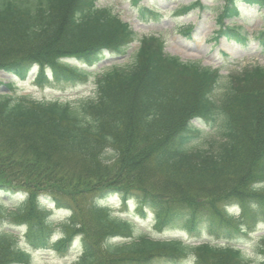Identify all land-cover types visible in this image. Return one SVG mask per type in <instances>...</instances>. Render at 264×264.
Returning a JSON list of instances; mask_svg holds the SVG:
<instances>
[{"label":"trees","instance_id":"16d2710c","mask_svg":"<svg viewBox=\"0 0 264 264\" xmlns=\"http://www.w3.org/2000/svg\"><path fill=\"white\" fill-rule=\"evenodd\" d=\"M241 3L264 9V0H223L220 36H240L224 21ZM193 8L204 9L196 0L173 13ZM256 39L264 49V30ZM106 54L123 60L95 72L61 61L95 68ZM34 65L37 84L47 67L51 83L75 88L93 77L95 91L36 101L18 97L12 83L0 94V220L13 225L0 230V264H27L29 251L65 254L75 237L81 254L71 264H249L228 243L152 239L104 202L134 200L159 230L183 222L188 231L204 224L216 240L248 237L264 213V66L222 76L183 62L160 36L139 37L96 0H0V73L22 81ZM53 210L67 213L55 243ZM21 236L29 250L19 248ZM254 252L264 264V235Z\"/></svg>","mask_w":264,"mask_h":264},{"label":"rangeland","instance_id":"374dc122","mask_svg":"<svg viewBox=\"0 0 264 264\" xmlns=\"http://www.w3.org/2000/svg\"><path fill=\"white\" fill-rule=\"evenodd\" d=\"M194 0H140L135 3L133 0H96V6L109 7L115 15H118L124 22L128 23L131 29L139 36L159 34L165 44V52L169 55L180 58L181 61L199 62L201 65L212 70L219 68V74L227 76L239 72L245 67L264 66V49L259 45L256 39L257 32L264 28V10H258L257 7H248L239 4V18L235 23L241 27L240 36L229 34L227 37L218 36V27L215 24L217 13L222 6V0H200L204 9L187 10L181 14L173 13L175 9L186 7ZM153 5V6H151ZM142 9H149L159 13L160 18L155 19L151 14H142ZM228 24L227 22L225 23ZM188 26L194 27L188 34L182 30ZM137 44H133L130 51L133 52ZM106 58L103 64L92 69L93 72L108 66ZM122 62V61H114ZM71 63H74L71 61ZM78 67H81L78 65ZM47 75L50 77L49 70ZM34 73L24 82L16 81L10 75L0 73V94L3 93V87L7 84L15 83L17 96H27L38 101H69L74 102L84 97H90L95 91L93 77L82 86L75 88H63L54 83L43 82L37 84L33 81ZM49 80H51L49 78ZM221 86V84H219ZM3 91V92H2ZM198 128L207 131L206 127L196 122ZM205 144V136L195 143L196 147H202ZM112 206L113 215H119L132 219L138 223L142 233L155 240L180 239L190 244L200 243H220L236 246L244 249L249 264H261L259 258L255 255L254 244L258 237L264 235V213H259L254 220L250 222V231L248 239L241 237L231 241L216 240L209 234L204 224L197 226L194 231H188L183 222H177L174 225L165 227L161 230L156 228L154 223V214L144 209L146 216L143 218L135 210L136 204L129 201L127 206L120 203L117 198L109 202ZM64 212L52 211L49 219L53 223L52 238L59 239L63 234L61 223L64 218ZM239 215V210L235 213ZM0 230L9 229L13 225L0 220ZM14 228V227H13ZM19 231V230H18ZM15 232V231H14ZM17 233V232H16ZM77 241L75 239L65 254H59L54 251H32L31 260L28 264H71L75 261L77 253ZM222 243H221V242ZM19 248L28 250L24 241L19 242ZM158 264H165L159 262ZM181 264H193L188 259Z\"/></svg>","mask_w":264,"mask_h":264}]
</instances>
